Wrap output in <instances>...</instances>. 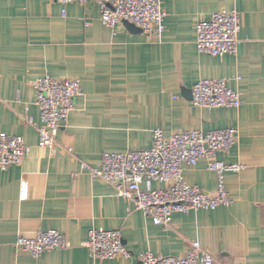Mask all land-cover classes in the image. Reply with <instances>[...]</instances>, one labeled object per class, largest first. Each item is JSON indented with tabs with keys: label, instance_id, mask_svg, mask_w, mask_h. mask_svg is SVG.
<instances>
[{
	"label": "crops",
	"instance_id": "1",
	"mask_svg": "<svg viewBox=\"0 0 264 264\" xmlns=\"http://www.w3.org/2000/svg\"><path fill=\"white\" fill-rule=\"evenodd\" d=\"M160 7L165 28L152 39L123 21L106 27L98 0H0V132L30 146L19 166L0 169V264H139L141 252L182 257L194 240L212 264H264V0H161ZM232 9L240 24L236 53H200L197 22ZM45 75L81 86L52 147L38 146V131L25 119L39 124L33 83ZM200 79H225L242 104L194 106L191 90ZM223 128L238 136L216 158L244 165L224 174L231 204L174 213L166 228L82 167H98L105 152L150 148L154 129L169 136ZM182 174L214 193L216 175L205 159L183 164ZM90 229L120 230L131 257L90 258ZM40 230H57L68 246L37 258L14 247L19 234Z\"/></svg>",
	"mask_w": 264,
	"mask_h": 264
},
{
	"label": "built area",
	"instance_id": "2",
	"mask_svg": "<svg viewBox=\"0 0 264 264\" xmlns=\"http://www.w3.org/2000/svg\"><path fill=\"white\" fill-rule=\"evenodd\" d=\"M88 0H57L62 5L68 2ZM101 22L115 30L118 23L127 21L140 28L152 39H159L164 32L165 12L161 0H98ZM63 10V14H64ZM239 14L237 10L214 12L195 26L196 48L210 56L235 54L238 46ZM34 104L38 111L39 124L29 116L26 121L35 126L40 147H52L58 130L68 121L74 109V100L81 94V86L75 79H55L48 75L33 83ZM191 101L196 107L238 108L240 95L229 88L225 79H200L191 90ZM238 131L235 128L209 131L184 130L166 136L160 129L152 131V144L148 149L126 152H105L98 167L83 164L92 178H98L113 187L118 198L131 201L134 207L153 220L156 225L169 227L174 213L190 210H215L228 206L232 200L225 188L224 174L238 172L243 164L225 163L216 158L219 152H229L235 144ZM71 148H68L70 151ZM30 146L20 136L0 132V169L19 166L29 154ZM205 159L207 169L216 175L214 193L203 192L197 185L188 184L183 178V164L194 166ZM146 182V187L141 184ZM151 182L164 184L152 188ZM68 246L64 234L57 230L37 231L34 236L18 235L14 247L37 258L46 250L64 249ZM85 246L92 259L130 258L120 230H96L87 232ZM139 264H212V255L194 240L182 257L155 256L149 252L136 255Z\"/></svg>",
	"mask_w": 264,
	"mask_h": 264
},
{
	"label": "water",
	"instance_id": "3",
	"mask_svg": "<svg viewBox=\"0 0 264 264\" xmlns=\"http://www.w3.org/2000/svg\"><path fill=\"white\" fill-rule=\"evenodd\" d=\"M125 27L132 33L140 34L142 33L141 29L136 27L134 24L129 23L127 21H123Z\"/></svg>",
	"mask_w": 264,
	"mask_h": 264
}]
</instances>
